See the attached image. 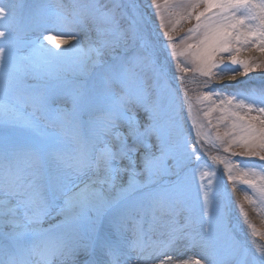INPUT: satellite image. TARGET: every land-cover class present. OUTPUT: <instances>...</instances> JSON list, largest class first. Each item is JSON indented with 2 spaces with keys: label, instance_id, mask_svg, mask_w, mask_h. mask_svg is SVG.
Returning a JSON list of instances; mask_svg holds the SVG:
<instances>
[{
  "label": "snow or ice",
  "instance_id": "1",
  "mask_svg": "<svg viewBox=\"0 0 264 264\" xmlns=\"http://www.w3.org/2000/svg\"><path fill=\"white\" fill-rule=\"evenodd\" d=\"M147 7L164 20L158 0ZM171 7L177 19L163 36L171 57L185 58L180 72L207 77L210 88L213 77L240 74L224 65L225 53L245 75L261 66L239 53H264V0H179ZM24 8L0 0V264H264V244L252 250L238 239L217 201L218 166L237 179L221 149L235 156L233 145L244 148L238 163L264 161V88L199 94L205 117L219 110L236 118L227 144L218 132L206 140L185 77L170 78L137 0ZM192 18L197 23L177 52L170 33ZM27 77L53 83L37 88ZM237 170L253 189L249 173L264 179V165L259 173L249 163ZM170 175L175 179L158 183ZM189 178L197 181L194 204ZM259 191L264 196V187ZM181 244L199 251L172 255Z\"/></svg>",
  "mask_w": 264,
  "mask_h": 264
},
{
  "label": "rangeland",
  "instance_id": "2",
  "mask_svg": "<svg viewBox=\"0 0 264 264\" xmlns=\"http://www.w3.org/2000/svg\"><path fill=\"white\" fill-rule=\"evenodd\" d=\"M5 2H14L21 5H24V10H27V6L31 4H39V5H55L56 0H5ZM65 3H68L69 0H64ZM141 6H143L144 11L147 13L149 20L151 21L152 27L154 29V34L156 37L153 36L150 23L148 22L149 31L152 36V38L157 43V48L160 53V58L162 60H166L167 69L169 74L172 75V78L178 77V76H184L185 77V86L189 90V96L192 97L193 101V113L192 115L195 117V119L202 124V133L206 134L204 139H211L215 140L217 132L219 135L223 138L225 141V144L230 139V136H225V132L230 131L231 124L236 121L235 117H232L228 115V113H221L219 110L211 112L209 117H205L203 115L204 111H207V108L197 102V96L203 92L209 91L210 89L214 90H220L224 93H235L242 90H251L256 89L259 90L261 88H264V53H261L257 51L255 48H249L248 50L244 51L242 50L239 53L240 59H250L255 58L261 63V66L259 68L252 69L247 75L243 74V70L239 68L237 65H231L229 60L227 59L228 54H223L224 59V65H227L229 68H237L240 74V77H243L241 81L235 83L233 87H222L220 86L221 80L224 77L232 76L231 73L226 74L223 76V78H217L213 77L210 82V88L205 87L203 82L207 79V77L201 76L198 73L189 71L188 73H182L178 70V62L184 60V57H177L176 59H173L170 55L171 49L167 47L168 41L167 38L163 36L164 31H168L169 27H171V23L174 22L177 17L171 15L173 11H179V9H173L171 5L176 4L179 2V0H169L168 6H165L164 0H158V2L161 5L160 8V15L164 17V20L161 21L159 16H157L156 10L147 7V4H150V0H138ZM198 10H203V6L201 5V8ZM203 19V18H202ZM164 23L165 25H168V27L161 28V24ZM197 21L192 18L189 20H182L180 24L175 28L174 31H172L170 34L173 36V38L176 40L177 43V49L176 51L179 52L183 48V44L180 43V38L184 37L188 33V29L192 28ZM81 38L87 42L88 35L85 32L80 33ZM51 47V46H50ZM189 67H191L189 65ZM214 72L219 71V69H213ZM151 75V73H149ZM73 79L72 75L69 74L67 76V80L71 81ZM78 79V78H77ZM251 79V81H250ZM25 83L28 85L36 86L37 88H47L50 87L53 81H50L47 77L45 78H32L27 77L25 79ZM171 83L173 87L179 86V81L175 79H171ZM216 84H219L217 86ZM181 99L183 97V92H181ZM215 99V97L213 98ZM210 102H205V104H208ZM218 103V101H217ZM67 106V105H66ZM30 111V109H25V112ZM229 111H237V109L229 108ZM241 115H244L243 110H239ZM184 117H187L188 113L187 111H184L182 113ZM224 115L227 116V119H225L222 123H219L218 127H216L219 118ZM251 115H257V113L253 112ZM211 120V125H208V120ZM243 123V122H239ZM257 126L259 125V122L256 121ZM185 128L190 127V121L185 122L184 124ZM233 135H240L239 129H237L235 132L232 133ZM217 144H219V141H216ZM209 151L211 154L216 155L217 151L215 148H212L209 146ZM232 152L236 153L237 155L231 156L230 153H225L221 149L219 151L220 157H227L230 162L233 165V174L237 177L235 181H232L229 179L228 174L224 172L223 165L220 164L218 166V184H217V201L220 204L221 207L224 208L226 212V220L228 228L233 230L234 234L237 236L238 239H240L243 243H245L250 249L254 250L255 242H252L251 237L255 236L260 238L263 241L264 244V203H262V199H264V196L260 193L259 189L261 187H264V179L260 178V175H252L249 173L247 179H250L254 181L256 188H250L247 184L244 183L243 178H241L238 168H244V163H249V166H254L256 169V172H260V167L264 165V161H260L259 157H251V158H244V163H238L241 161V153L244 152V148L238 147L233 145ZM139 180L143 181L145 177L141 176L138 177ZM175 176H162L159 178L158 183L164 184L168 181L174 180ZM225 183L227 186L231 189L230 194L229 190L227 189ZM189 185V195L191 198V202L194 204L197 197V181L192 180L189 178L188 180ZM235 185V187H234ZM247 194L250 199H246L245 195ZM233 211L241 216V219L246 223L247 228L242 225V223L237 220L233 214ZM251 225L252 227H249ZM253 229L255 232L259 233L258 235H254ZM252 235H249V233ZM185 250V257L193 256L196 253H198L199 249L192 248V249H186L183 247V244L178 245L176 250Z\"/></svg>",
  "mask_w": 264,
  "mask_h": 264
},
{
  "label": "bare ground",
  "instance_id": "3",
  "mask_svg": "<svg viewBox=\"0 0 264 264\" xmlns=\"http://www.w3.org/2000/svg\"><path fill=\"white\" fill-rule=\"evenodd\" d=\"M51 46V45H49ZM242 79H244L243 77H240L239 75H235V77L233 78V76H229V77H224L222 80H221V83H227V84H230V83H237L239 81H241ZM252 242H255L256 244H263L262 241H260L259 239H255L254 237L251 239ZM185 250L181 249V250H175L173 253H171L172 255L174 256H177L178 258H181L183 259L185 256Z\"/></svg>",
  "mask_w": 264,
  "mask_h": 264
}]
</instances>
